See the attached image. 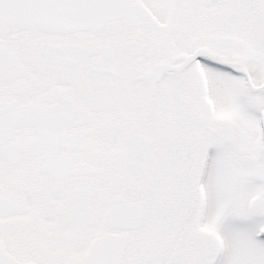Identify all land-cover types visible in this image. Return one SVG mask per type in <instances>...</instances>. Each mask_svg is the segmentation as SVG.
Returning <instances> with one entry per match:
<instances>
[{"label":"snow or ice","instance_id":"snow-or-ice-1","mask_svg":"<svg viewBox=\"0 0 264 264\" xmlns=\"http://www.w3.org/2000/svg\"><path fill=\"white\" fill-rule=\"evenodd\" d=\"M0 264H264V0H0Z\"/></svg>","mask_w":264,"mask_h":264}]
</instances>
